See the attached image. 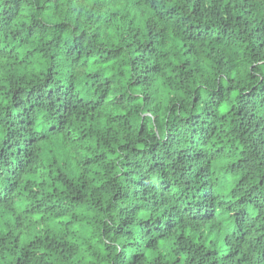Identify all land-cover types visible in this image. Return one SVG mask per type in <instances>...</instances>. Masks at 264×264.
<instances>
[{
	"label": "trees",
	"instance_id": "1",
	"mask_svg": "<svg viewBox=\"0 0 264 264\" xmlns=\"http://www.w3.org/2000/svg\"><path fill=\"white\" fill-rule=\"evenodd\" d=\"M0 264H264V0H0Z\"/></svg>",
	"mask_w": 264,
	"mask_h": 264
}]
</instances>
